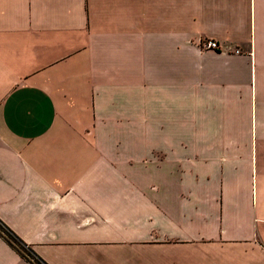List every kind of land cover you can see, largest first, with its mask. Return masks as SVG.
<instances>
[{"label": "crops", "instance_id": "1", "mask_svg": "<svg viewBox=\"0 0 264 264\" xmlns=\"http://www.w3.org/2000/svg\"><path fill=\"white\" fill-rule=\"evenodd\" d=\"M0 222L42 264H264V0H0Z\"/></svg>", "mask_w": 264, "mask_h": 264}, {"label": "trees", "instance_id": "2", "mask_svg": "<svg viewBox=\"0 0 264 264\" xmlns=\"http://www.w3.org/2000/svg\"><path fill=\"white\" fill-rule=\"evenodd\" d=\"M0 237L19 255L29 262L30 264H42L38 258L31 252L29 248H26L25 245L20 242V240L12 234L1 222H0ZM32 261H31V260Z\"/></svg>", "mask_w": 264, "mask_h": 264}, {"label": "built area", "instance_id": "3", "mask_svg": "<svg viewBox=\"0 0 264 264\" xmlns=\"http://www.w3.org/2000/svg\"><path fill=\"white\" fill-rule=\"evenodd\" d=\"M202 46L204 48L208 49V50H213V49H217L218 48L217 44L215 42H213V41L204 42V43H202Z\"/></svg>", "mask_w": 264, "mask_h": 264}]
</instances>
